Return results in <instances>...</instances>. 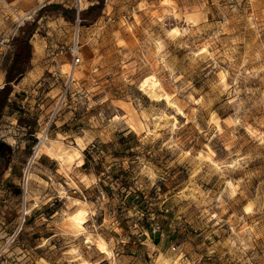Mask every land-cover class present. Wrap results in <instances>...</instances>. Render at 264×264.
I'll list each match as a JSON object with an SVG mask.
<instances>
[{
  "label": "rangeland",
  "instance_id": "374dc122",
  "mask_svg": "<svg viewBox=\"0 0 264 264\" xmlns=\"http://www.w3.org/2000/svg\"><path fill=\"white\" fill-rule=\"evenodd\" d=\"M22 35L0 264H264V0H0V89Z\"/></svg>",
  "mask_w": 264,
  "mask_h": 264
},
{
  "label": "trees",
  "instance_id": "16d2710c",
  "mask_svg": "<svg viewBox=\"0 0 264 264\" xmlns=\"http://www.w3.org/2000/svg\"><path fill=\"white\" fill-rule=\"evenodd\" d=\"M100 7V3L99 4H90L88 5L85 10L81 11V15H83V13L90 11L93 8H98ZM66 13V12H65ZM68 14V13H66ZM14 42L16 43V47L14 49V52L12 54L11 57V61L10 64L8 66V68L5 70L4 73V84L0 89V93L2 95V97L0 98V107L2 106L7 94L10 91V86H9V82L11 80H13L15 78V75L20 73L23 69L17 67V69L15 68L17 63H23L26 62L29 59V45L27 42V36L26 35H22L19 38H14ZM15 68V72L13 73L12 70Z\"/></svg>",
  "mask_w": 264,
  "mask_h": 264
},
{
  "label": "built area",
  "instance_id": "2783aa9c",
  "mask_svg": "<svg viewBox=\"0 0 264 264\" xmlns=\"http://www.w3.org/2000/svg\"><path fill=\"white\" fill-rule=\"evenodd\" d=\"M71 55L72 57V64H76L79 61V57L76 55V51L75 50H71ZM43 131L44 136L46 135V131H47V126L43 127L41 131H39L37 134H35L33 136V140L32 143L30 144V158L27 164V169L29 164L34 160V158H36L39 153H38V145L42 139V136L39 134ZM90 149H96L97 147H95V145L93 143L90 144ZM109 168L110 165L106 164L103 167V170L100 171V175H101V179H106L108 181H111V173L109 172ZM25 179V178H24ZM99 225V224H98ZM160 230V226L158 223H153L150 225V227L144 228L142 231L138 232V235L143 234L146 237H148L149 232H154V231H159ZM169 248L171 250H174L175 246L173 244L169 245Z\"/></svg>",
  "mask_w": 264,
  "mask_h": 264
},
{
  "label": "bare ground",
  "instance_id": "6f19581e",
  "mask_svg": "<svg viewBox=\"0 0 264 264\" xmlns=\"http://www.w3.org/2000/svg\"><path fill=\"white\" fill-rule=\"evenodd\" d=\"M147 81L144 80L142 81V88H144V85ZM153 89V88H152ZM153 92V91H152ZM151 92V93H152ZM154 93V92H153ZM42 136V139L38 145V150H41L43 144L47 141L48 137L47 135L44 136L43 131L41 133H39ZM28 169L26 170V173L24 175V178L27 179L28 177ZM85 215H86V209L83 208H78L71 216H70V220H71V225L73 224L76 227H80L82 228L83 223L85 221ZM96 248L98 249L99 252L105 253V254H110L109 249L106 248L105 242L102 239H98L96 242Z\"/></svg>",
  "mask_w": 264,
  "mask_h": 264
},
{
  "label": "crops",
  "instance_id": "0c3cea01",
  "mask_svg": "<svg viewBox=\"0 0 264 264\" xmlns=\"http://www.w3.org/2000/svg\"><path fill=\"white\" fill-rule=\"evenodd\" d=\"M79 158L81 159V163H80V164H77V163H73V162H72V163H70V167L73 168V166H74V167L83 166V168H84V165H86V161H85L86 159L84 158V154L82 153V155H79ZM83 173H84L85 175H87L86 172H83ZM87 173H88V172H87ZM91 174L93 175V177L96 176L95 173H93V172H91ZM79 182H80L81 185L84 186V188H86L87 186L93 184V183H92L93 181H90V183H87V184H85V185L83 184L82 181L79 180ZM74 184H75V183H74ZM70 186H71V188L73 189V191H76V188H79L77 184H75L76 188H75L74 186H72V185H70ZM149 233H150V235H152V232H151V231H150Z\"/></svg>",
  "mask_w": 264,
  "mask_h": 264
}]
</instances>
